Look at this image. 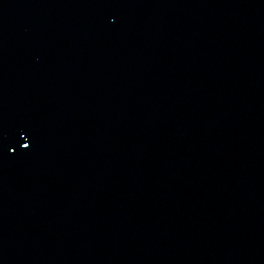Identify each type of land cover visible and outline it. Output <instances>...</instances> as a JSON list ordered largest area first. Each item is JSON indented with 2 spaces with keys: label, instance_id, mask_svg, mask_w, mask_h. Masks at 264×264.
Masks as SVG:
<instances>
[{
  "label": "water",
  "instance_id": "95a60500",
  "mask_svg": "<svg viewBox=\"0 0 264 264\" xmlns=\"http://www.w3.org/2000/svg\"><path fill=\"white\" fill-rule=\"evenodd\" d=\"M0 264H264V0H0Z\"/></svg>",
  "mask_w": 264,
  "mask_h": 264
},
{
  "label": "snow or ice",
  "instance_id": "6c2138e0",
  "mask_svg": "<svg viewBox=\"0 0 264 264\" xmlns=\"http://www.w3.org/2000/svg\"><path fill=\"white\" fill-rule=\"evenodd\" d=\"M24 147H28V145H24Z\"/></svg>",
  "mask_w": 264,
  "mask_h": 264
}]
</instances>
